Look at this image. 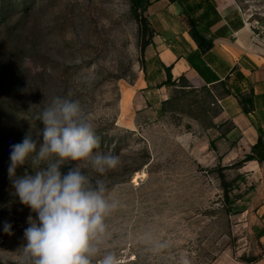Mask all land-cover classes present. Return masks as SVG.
<instances>
[{"label": "rangeland", "instance_id": "obj_1", "mask_svg": "<svg viewBox=\"0 0 264 264\" xmlns=\"http://www.w3.org/2000/svg\"><path fill=\"white\" fill-rule=\"evenodd\" d=\"M0 2L16 6L0 26V264H22L27 218H36L12 187L10 148L43 127L37 117L55 97L78 100L99 150L120 159L103 176L83 169L120 204L94 264L107 252L122 264H245L241 257L261 255L250 203L258 181L242 168L247 154L229 153L238 136L220 86L144 88L147 47L141 55L129 0ZM234 2L264 41V0ZM26 169L34 171L16 176Z\"/></svg>", "mask_w": 264, "mask_h": 264}, {"label": "clouds", "instance_id": "obj_2", "mask_svg": "<svg viewBox=\"0 0 264 264\" xmlns=\"http://www.w3.org/2000/svg\"><path fill=\"white\" fill-rule=\"evenodd\" d=\"M37 119L43 127L35 136L30 128L10 148L8 174L15 195L36 217L27 218L22 264H94L110 237L107 220L120 204L108 196L102 180L93 183L83 169L103 176L117 169L120 159L99 150L100 138L78 100L55 97ZM26 165L34 171L16 176ZM3 231L12 235V225L5 222ZM99 264L122 260L107 252Z\"/></svg>", "mask_w": 264, "mask_h": 264}, {"label": "crops", "instance_id": "obj_3", "mask_svg": "<svg viewBox=\"0 0 264 264\" xmlns=\"http://www.w3.org/2000/svg\"><path fill=\"white\" fill-rule=\"evenodd\" d=\"M145 16L152 34L145 51L144 88L165 81L167 68L172 81L183 78V85H188L165 87L169 91L223 83L230 95L220 103L238 136L229 153H250L258 136L264 135V48L252 39L251 26L234 0H149ZM250 91L254 94V110L245 115L236 96ZM242 168L258 181L250 203L263 248L264 163L246 161ZM262 262L264 257L253 264Z\"/></svg>", "mask_w": 264, "mask_h": 264}, {"label": "trees", "instance_id": "obj_4", "mask_svg": "<svg viewBox=\"0 0 264 264\" xmlns=\"http://www.w3.org/2000/svg\"><path fill=\"white\" fill-rule=\"evenodd\" d=\"M14 5L4 6L3 4L2 5L0 4V26L6 20L10 18V15L13 12H15L16 6ZM129 5H130L131 15L133 16L135 21H137V23L139 24V31L143 39V42L141 45V55H143L145 48L148 46L150 42V36L152 34V30L150 28L149 22L147 20V17L145 16L147 8L149 6V0H129ZM22 10H23V13L26 14L29 8L24 6ZM144 64L145 63L142 59L141 70L145 74L146 69H145ZM165 72H166V80L156 85L157 89L162 88V87H186L188 86V85H183V83H185L183 81L184 80L183 78H180L178 82L172 81L170 70L168 68L165 70ZM219 86L221 87L222 92H223L221 95V98L230 95V92L226 89L223 83H220ZM253 97H254V94L252 91L246 94H239L236 96L238 105L242 113H244L245 115L250 114L254 110ZM211 144L214 145L213 142H211ZM245 160L248 162L256 160L260 165L264 163V135L258 136L257 142L251 147L250 153H248L245 156ZM138 170L139 169H136L134 172ZM262 257H264V247L262 248L261 255L257 257H251V258H245L243 256L241 257V261L245 264H253V263H256Z\"/></svg>", "mask_w": 264, "mask_h": 264}, {"label": "built area", "instance_id": "obj_5", "mask_svg": "<svg viewBox=\"0 0 264 264\" xmlns=\"http://www.w3.org/2000/svg\"><path fill=\"white\" fill-rule=\"evenodd\" d=\"M258 35L256 34V33H254V32H252V39L253 40H255V41H259L258 40ZM261 45H262V47L264 48V41L262 40V42H261Z\"/></svg>", "mask_w": 264, "mask_h": 264}]
</instances>
